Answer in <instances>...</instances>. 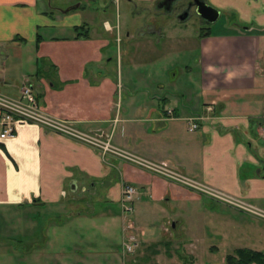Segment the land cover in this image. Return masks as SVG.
Returning <instances> with one entry per match:
<instances>
[{
    "label": "crops",
    "instance_id": "crops-1",
    "mask_svg": "<svg viewBox=\"0 0 264 264\" xmlns=\"http://www.w3.org/2000/svg\"><path fill=\"white\" fill-rule=\"evenodd\" d=\"M122 1L146 12V30L124 35L123 90L121 65L107 50L119 27L103 18L99 0H66L60 8L51 0H0V92L15 96L30 83L48 113L264 209V0H203L219 11L212 23L185 8L187 0L169 9L164 0ZM193 14L198 30L183 32L179 25ZM96 20L102 30L92 28ZM82 25L88 35L76 36ZM42 29L54 33L44 37ZM173 55L191 57L192 67L184 66L190 76L171 93L164 76ZM194 116L202 119L188 131ZM125 184L137 191L131 215L120 203ZM242 214L257 220L39 124L19 123L0 139V255L11 264H208L200 250L218 247L199 238L206 220L240 233ZM41 223L51 228L43 246L36 239L6 246L15 230L19 239L37 238ZM90 229L105 243L92 246Z\"/></svg>",
    "mask_w": 264,
    "mask_h": 264
},
{
    "label": "rangeland",
    "instance_id": "rangeland-1",
    "mask_svg": "<svg viewBox=\"0 0 264 264\" xmlns=\"http://www.w3.org/2000/svg\"><path fill=\"white\" fill-rule=\"evenodd\" d=\"M51 2H52V6L57 7V8H60L67 3L66 0H51ZM92 3H95V1H93ZM100 3L105 5V7L100 10L101 13H103V18L112 19L114 22H111V23H114V24L117 23L119 27V32H118L119 41H116L117 35L114 32V34H112L111 44L107 47V50H108V57L113 58V60L115 59L118 60L117 62L118 69H120V65H121L118 78H119V83L122 82L123 84V87H122V90H123V88L125 89L124 83L127 80L126 73H125V69L127 66V63H126L127 57L125 56L126 54L125 50L127 47L125 45L126 41L124 40L125 39L124 35L129 30H132L133 32L137 34H140L141 31L146 30V27L143 25V21L145 20L143 17L146 15V12H144L143 8L140 7L139 5L138 6L130 5V4H127L126 1H122V0L121 1L119 0H99V4ZM229 19L232 20L231 18ZM223 20H224L223 16L219 17V19L216 22L217 23L216 26H219V27L222 26ZM199 25H200V19L195 14H193L190 20H188L183 25H179L180 26L179 28H182L183 32H195V30H198ZM102 27H103L102 23L100 22V24H97V20L96 22L92 24V28L94 30L96 29L102 30L103 29ZM165 28L168 29L169 26L166 25ZM39 33H41L44 37H46V35H49L50 33H54V32L50 31L48 33L47 29H42L39 31ZM59 35L61 36V34ZM110 39L111 37L109 38V40ZM121 39L123 40L121 41ZM63 47L65 46L58 45V46H55L54 49L61 51L63 50ZM23 49H27V47H23ZM29 53H31L30 49H29ZM166 61H167V65L169 66V70L164 76L166 77L165 78V84L167 86L166 91L174 93L173 90L175 89H174L173 84L175 83L180 84L183 81H186L185 77L188 78L190 76V72L186 71L184 66L188 65L187 67H192V63H191L192 58L173 55V56L168 57ZM156 66H157L156 69H159L161 65L157 64ZM142 71H145V70H142ZM136 74L137 73H135L134 75ZM161 75L162 74L157 72V77H159V79ZM145 80H148V79L145 78ZM154 80H155V77L151 75V79L148 81L153 82ZM120 88H121V85L119 84V90H121ZM185 188H188V187H185ZM188 189L194 191L200 196L208 198L209 200H213L197 190H194L191 188H188ZM215 202L220 203L218 201H215ZM131 214L132 213H130V215ZM199 218H201L202 223L206 219L204 215L200 216ZM242 218H244V220H242V226L244 225L246 227L244 228L242 227V232L238 233V231L234 228V226H230V225L228 226L227 222L226 224H221V222H219L220 220H217L215 221V223H211L210 217H209V219L206 220L208 221V224H206L205 227L203 226L205 228V231H202L203 237L199 236V238L201 242L204 241V243L209 242L211 244H214L218 247V249L216 250V252H211V251L205 252V251L200 250L199 260H202V262L207 261L208 264H225L224 256L228 253H232L233 249H235L236 247H247V248L260 250L264 252V227L263 228L254 227V228L246 230L247 227H250L248 225H251L252 223L260 224L264 226V219L254 217V218H257V220H255L243 214H242ZM39 220H45V217H41L39 218ZM194 220H197V217ZM245 220H248L250 223H245ZM50 229L51 228H47V226H44V224L41 223L38 228H35V230L37 231V233L35 234L37 235V238L32 237L29 239H27V237H22V236H20V239H19L17 235V230H15L14 232L13 231L9 232L8 234L9 237L6 238V242H7L6 246L10 248L11 246L14 245L15 242H17V240H21L22 243L27 244L26 243L27 241L32 242L34 239H36V241L37 240L39 241L37 245H40L41 247L45 243L46 235L48 233H51ZM194 231L197 232L196 229ZM196 234L201 235V233L200 234L196 233ZM79 235L81 236L82 234H79ZM86 235H87V240L92 243V246L93 245L97 246V244L99 243V240H101V244H104L105 241L107 240L106 238L102 237L98 232H95L93 229L88 230V232L86 231L85 236ZM72 238H73V235H72ZM78 238L79 237H77L76 240L73 242H77ZM109 241L110 240H108L107 243H109ZM22 243L17 242V245L22 244ZM204 243H201V244L204 245ZM3 253L4 254L0 255V262H3L4 264H11L7 261V254L5 252Z\"/></svg>",
    "mask_w": 264,
    "mask_h": 264
},
{
    "label": "built area",
    "instance_id": "built-area-1",
    "mask_svg": "<svg viewBox=\"0 0 264 264\" xmlns=\"http://www.w3.org/2000/svg\"><path fill=\"white\" fill-rule=\"evenodd\" d=\"M201 119L202 117L200 116L188 117L187 130H196ZM22 122L39 124L53 132L65 135L77 142L90 146L102 155H113L177 184L197 190L215 201L264 219V209L262 208L194 180L165 163L154 162L136 156L114 145L109 137H104L93 130H83L71 120L48 113L40 104L32 85L27 82L21 86L19 93L15 96L0 92V139L13 136L17 126ZM261 134L264 137V116L262 119ZM136 193V188L133 185L125 184L123 186L120 203L124 213L130 214L133 212ZM124 246L126 250L131 251L133 245L131 242H128Z\"/></svg>",
    "mask_w": 264,
    "mask_h": 264
},
{
    "label": "trees",
    "instance_id": "trees-1",
    "mask_svg": "<svg viewBox=\"0 0 264 264\" xmlns=\"http://www.w3.org/2000/svg\"><path fill=\"white\" fill-rule=\"evenodd\" d=\"M76 36H86L88 35L85 26L74 27ZM39 41L37 38L36 44ZM225 264H264V252L260 250H255L247 247H239L228 253L224 258Z\"/></svg>",
    "mask_w": 264,
    "mask_h": 264
},
{
    "label": "water",
    "instance_id": "water-1",
    "mask_svg": "<svg viewBox=\"0 0 264 264\" xmlns=\"http://www.w3.org/2000/svg\"><path fill=\"white\" fill-rule=\"evenodd\" d=\"M193 6L195 13L208 22H214L218 15L219 11L203 0H193Z\"/></svg>",
    "mask_w": 264,
    "mask_h": 264
},
{
    "label": "flooded vegetation",
    "instance_id": "flooded-vegetation-1",
    "mask_svg": "<svg viewBox=\"0 0 264 264\" xmlns=\"http://www.w3.org/2000/svg\"><path fill=\"white\" fill-rule=\"evenodd\" d=\"M176 0H164L162 1V5L166 8L169 9L172 3H175ZM193 6V0H187L185 8L189 9L192 8Z\"/></svg>",
    "mask_w": 264,
    "mask_h": 264
}]
</instances>
